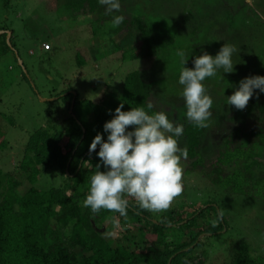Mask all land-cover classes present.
Here are the masks:
<instances>
[{
	"label": "trees",
	"instance_id": "obj_1",
	"mask_svg": "<svg viewBox=\"0 0 264 264\" xmlns=\"http://www.w3.org/2000/svg\"><path fill=\"white\" fill-rule=\"evenodd\" d=\"M138 1L150 2L149 10L144 11ZM248 1L249 4L246 0H120V11L106 15L105 7L98 0H56L55 11L59 14L65 12L70 17H83L85 26L92 24L96 29L100 28V23H112L114 15L124 16L122 24L105 33L110 50L122 49L121 59H137L140 51L130 55L128 45L138 38L142 55L153 57V61L147 71L135 69L126 73L118 92L111 90L114 86L107 88L96 102L78 98L68 91L70 87L55 94V98L64 101L66 110L72 101L68 112L70 121L60 129L56 126L39 127L27 136L15 166L23 174L28 188L19 194L15 188L20 181L4 175L0 169V264H202L199 255L190 257L191 246L198 245L196 237L204 232L220 233L226 226L215 207L211 208L217 221L215 226H201L199 232L189 233L187 241L166 243L161 233L165 223L146 220L144 210L136 201H129L127 209V214L135 217L132 223L135 231L127 236L120 233V238L115 239L110 236L107 221L111 218L119 233L125 216L105 209L92 213L90 208L83 206L91 177L98 171L96 165H101L100 171L105 170L98 159L99 146L96 152L89 154L92 140L97 133L107 140L108 133L104 132L103 125L113 118L121 103L124 104L123 111L142 107L149 114L157 112L153 107L148 108L150 96L173 110L165 112L170 120L184 125L183 136L179 138L180 147L188 149L189 162L184 169L198 170L210 183L220 185L232 194L255 196L258 200L256 220L261 227L259 234L264 237V166L261 162L264 158V93L256 90L244 110L227 104L228 96L238 89L242 79L264 76V0ZM203 18L211 29L217 28L215 23L221 27V32H217L218 35L215 34L208 44L196 38ZM123 29L124 33L114 42L112 36ZM0 30L10 32L8 44L5 33L0 34V54L15 51L12 30L6 26H0ZM89 33L91 36L93 30ZM103 38L96 37L97 49L101 48L99 43L102 40L104 44ZM183 39L187 41L183 42ZM223 43L233 44L238 49L232 57L234 71L223 73V69H219L214 77L203 82L208 94L212 93L213 117L210 127L201 129L186 118L183 86L179 84L184 65L177 53L183 51L184 58L188 59L185 66L194 68L193 60L200 55V50L206 48L215 56ZM74 53L76 65L84 64L82 55ZM244 72L246 74L242 75ZM219 86L227 94L215 91ZM173 98L174 101L169 100ZM76 104L87 106L89 121L74 116ZM220 123L226 124L225 133L214 136L216 131L210 128H216ZM237 136L243 138L231 146V140ZM247 136L251 140H247ZM84 140L87 146L81 148ZM241 140H246L247 144H241ZM5 145L0 134V151ZM49 168H53V175L57 174L58 184L38 189L34 185L37 177ZM203 210L198 207L189 217H179L172 224L184 231ZM182 220L184 222L178 224ZM112 229L116 232L113 225ZM147 232L155 242L140 245L135 234ZM130 242L131 248L126 246ZM232 245L235 247L229 252L230 261L220 264H264V249L255 250L256 244H251L250 239L240 236L231 242ZM186 247L185 252L181 251Z\"/></svg>",
	"mask_w": 264,
	"mask_h": 264
},
{
	"label": "rangeland",
	"instance_id": "obj_2",
	"mask_svg": "<svg viewBox=\"0 0 264 264\" xmlns=\"http://www.w3.org/2000/svg\"><path fill=\"white\" fill-rule=\"evenodd\" d=\"M246 2L249 1L246 0ZM139 3L144 11L149 10L150 2ZM55 5L56 0H0V26H6L12 30L17 58L22 63V66L18 65L12 51L0 54V134L6 142L5 147L0 151V169L4 175L20 181L15 188L19 194L29 186L22 178L23 174L15 166L27 136L42 126H56V129H60L61 126L69 124V109L66 110V105L61 98H55L56 93L65 87H70L71 90L68 91L75 93L78 98L96 102L107 88L110 89L114 86L111 90L116 89L115 92H118L126 73L135 69L147 71L153 61V57L142 55L141 43L138 38L131 41L128 46L130 55L140 51V57L134 60L130 57L121 59L122 49L110 50L111 46L107 43L109 40L105 33L113 28L111 22L100 23V28L97 29L92 24L85 26L86 21L83 17H70L65 12L59 14L55 11ZM173 11L175 12V10ZM130 16L132 17V12H130ZM215 24L217 28L211 29L207 26V20L203 18L202 26L197 28V40L208 44L215 34L218 35L217 32H221V27L217 23ZM90 30H93L91 36ZM122 33H124V29L116 32L112 36V40L114 42L119 40ZM99 35L100 39L104 37V44L102 40L101 44L99 43L101 48L97 49L96 37ZM126 40L129 43V38ZM215 42L218 44V39ZM47 48L51 49L50 52L43 51ZM205 51L207 52L206 48L200 50V55ZM74 52L82 55L84 64L76 65V53ZM21 67L24 68V71H21ZM220 87H217L215 91L221 95L227 94ZM174 99L169 100L174 101ZM147 101L157 112H173L164 102L155 97L150 96ZM86 110V105L76 104L73 109L74 116L76 115L79 120L89 121L91 117L87 115ZM71 115L73 116L72 113ZM66 118L67 120H65ZM211 129L216 131L214 136H219V134L225 133L226 124H221L216 128L211 126ZM129 130L132 128L130 127ZM240 138L243 137L233 138L230 145H237ZM248 139L251 140L247 136ZM214 140L216 141V139ZM240 143L246 145L247 141L241 140ZM85 146L87 145L84 140L81 148ZM98 159L100 160L99 157ZM188 162L187 159L181 161L184 170V190L182 195L174 200L172 206L161 213L144 210L146 220L155 224L165 223L163 224L165 227L161 230L164 242L187 241L190 238L189 233L199 232L201 226H213L215 219L211 214V208L215 207V212L218 214L221 210L223 211L222 218H224L226 226L220 233L204 232L199 234L196 237L197 240L199 239L198 245H190L192 248L190 257L199 255L202 264L229 262L231 257L229 252H231V247L233 249L235 247L231 246V242H235L236 238L240 236L250 239L251 244H256L255 250L264 249V243H262L264 237L259 234L261 227H258L256 220L257 198L255 196L253 198L240 196L223 190L222 186L210 183L201 176L198 170H185L184 167ZM261 162L264 166V158ZM57 184V174L53 175V168H49L40 173L34 185L38 189H44ZM129 201L135 200L129 199ZM206 206H210V208ZM198 207L204 208L201 216L196 218L184 231L178 230L176 224H172L179 217H189ZM139 215L144 216L141 213ZM110 219L107 224L109 223L108 231L111 233V238H120V233L127 236L133 232L134 216L128 214L125 216L119 233L116 229L117 225H114ZM183 222L184 220L178 224ZM112 225L116 232L112 229ZM252 232L256 235H253ZM135 235L134 238L140 245L154 239L148 232ZM156 243L159 244L157 241ZM126 246L131 248L132 243L130 242ZM187 248L181 251L185 252ZM256 252L254 251V253Z\"/></svg>",
	"mask_w": 264,
	"mask_h": 264
},
{
	"label": "clouds",
	"instance_id": "obj_3",
	"mask_svg": "<svg viewBox=\"0 0 264 264\" xmlns=\"http://www.w3.org/2000/svg\"><path fill=\"white\" fill-rule=\"evenodd\" d=\"M98 2L105 7L106 15L121 9L120 0ZM124 19L122 15H114L112 26L118 27ZM237 52L235 45L223 43L215 56L206 51L197 56L193 60L194 68L185 66L188 59L184 58L183 51L177 53L184 65L179 84L183 86L186 118L198 128L210 127L213 117V99L203 82L214 77L219 69H223V73H232L235 65L232 57ZM256 90L264 93V76L245 77L239 82L238 89L228 96L227 104L244 110ZM123 108L121 103L113 118L104 123L107 140L97 133L89 146L90 156L99 146L97 155L105 170L100 171L101 165H96L98 171L91 177L83 206L90 208L92 213L105 209L126 216L128 198H132L142 210L165 212L184 190L181 161L187 159L188 149L179 145L184 125L170 120L165 112L149 114L142 107H132L129 111H123ZM219 216H223L222 210ZM216 223L213 220V226Z\"/></svg>",
	"mask_w": 264,
	"mask_h": 264
},
{
	"label": "water",
	"instance_id": "obj_4",
	"mask_svg": "<svg viewBox=\"0 0 264 264\" xmlns=\"http://www.w3.org/2000/svg\"><path fill=\"white\" fill-rule=\"evenodd\" d=\"M3 32L5 33V41H6V43L8 44V37H9L10 32L7 31V30H0V34L3 33ZM13 53H14L16 59H17V63H18V65L21 66V61L17 58V56H16V52L13 51ZM21 69H22V71H24V68L21 67ZM72 94L74 95L73 92H72ZM71 107H72V101L70 102V105H69V111L71 110Z\"/></svg>",
	"mask_w": 264,
	"mask_h": 264
},
{
	"label": "flooded vegetation",
	"instance_id": "obj_5",
	"mask_svg": "<svg viewBox=\"0 0 264 264\" xmlns=\"http://www.w3.org/2000/svg\"><path fill=\"white\" fill-rule=\"evenodd\" d=\"M146 242H148V241H146ZM150 242L153 243V242H155V241H154V239H152V241H150Z\"/></svg>",
	"mask_w": 264,
	"mask_h": 264
}]
</instances>
